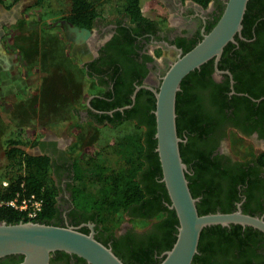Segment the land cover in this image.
<instances>
[{
    "label": "flooded vegetation",
    "instance_id": "obj_1",
    "mask_svg": "<svg viewBox=\"0 0 264 264\" xmlns=\"http://www.w3.org/2000/svg\"><path fill=\"white\" fill-rule=\"evenodd\" d=\"M154 1L164 9V15L152 17L142 11L145 19L131 20L126 15L110 20L98 17L92 27L87 28L91 31V36L85 42L86 47L73 49L72 56L84 68L87 77L94 79L103 88L89 96L91 98L83 114L90 116L89 110L103 112L92 107L90 101L93 98L111 101L127 96L131 98L132 106L136 100H132L134 93L136 98V94L141 92V104L148 102L150 93L155 97L153 89L158 88L162 75L179 53L178 49L184 51L202 38L219 19L227 0H210L205 6L195 0ZM236 35L238 38L230 41L229 51L224 55L222 52L217 67L213 60L209 73L205 74L208 83L224 89L227 101L213 120L209 132L198 138L197 153L203 152L204 156L198 180L201 187L213 189L217 203L215 211L224 210L222 207L229 208L226 212L241 208L244 213L264 218V163L261 158L264 153V70L257 82L250 83L255 95L245 90V87L237 89L234 73L229 66L231 62H236L235 52L241 48L240 40L250 41L253 38L245 39L241 34ZM2 39L3 31L0 27V45ZM74 51L83 52V59L79 60ZM157 51H161L159 55ZM2 52L0 49V61L4 57ZM90 70L96 73L89 75ZM242 80H246L245 76ZM246 81L249 82V79ZM104 90L111 91L110 98L101 95ZM209 94L210 87L201 91L203 105L206 107ZM115 109L111 110L112 113ZM209 109L213 110V107ZM187 138L185 135L184 142ZM245 140L249 143L243 145ZM246 144H250L253 149L246 150L243 147ZM43 153L51 157L55 169L64 170V178L60 184L63 201L58 199V216L52 219V223L73 226L85 233L92 231L98 240L105 241L112 250V242L115 241L124 262L132 256L150 264L164 256L167 249L163 245V239L168 231L159 226L160 219L156 214L149 218L135 219L125 214V221L119 226L102 231L93 213L74 205L70 186L74 181V162L67 159L64 151L52 140L46 141ZM154 179L157 181V200L160 199L162 204H159L166 206L163 190L158 186L162 181L157 174ZM161 194L163 196L159 198ZM165 216L164 213L163 218ZM221 227L228 234L238 233L248 239L241 243L233 236L220 242L210 231L206 235V242L211 246L206 264H264V232L251 225L239 223ZM80 258L75 254L57 250L51 253L49 264H89Z\"/></svg>",
    "mask_w": 264,
    "mask_h": 264
},
{
    "label": "trees",
    "instance_id": "obj_2",
    "mask_svg": "<svg viewBox=\"0 0 264 264\" xmlns=\"http://www.w3.org/2000/svg\"><path fill=\"white\" fill-rule=\"evenodd\" d=\"M195 1L205 6L210 0ZM108 3L114 6L111 7L112 15L106 18L104 8ZM121 15L129 16L131 20L145 19L142 14L140 0H71L70 10L62 19L77 27L91 28L94 20L98 17L110 20ZM242 24L241 35L245 39H253L250 41L240 40L241 48L235 52L236 62H231L229 67L234 73L237 89L245 87V90L254 94L253 85L250 83L257 82L264 70V0H248ZM235 38L237 39L238 36L236 35ZM55 42H58V40ZM197 42L185 48L183 52L188 51ZM230 45L229 42L224 47L223 55L229 51ZM44 52L43 50L42 53ZM212 62L213 59H210L202 64L200 68L186 75L176 96V126L178 135L182 139L180 153L183 161L187 164L186 177L192 195L199 197L196 205L200 214L215 212L214 209L217 203L212 193L213 189L206 186L201 187L198 180L199 172L203 168L204 156L202 155L203 152L197 153V141L201 135L203 136V134L209 132L213 120H215L217 114H220L221 107L227 101L226 94L223 92L224 89L218 88L214 84L212 86L211 83L206 81L205 74L209 73ZM79 69L80 71L75 70L76 76L80 78L82 74L86 75L83 67H79ZM71 72L73 71H69L70 76ZM94 73L96 72L93 70L88 71L89 75ZM244 76L246 80L249 79V82L242 80ZM111 77L113 78L112 75ZM207 87H210L208 107L203 105L204 99L201 96V91ZM140 93L136 94L135 103L130 108L124 111L115 110L112 114H109L108 111L130 104L131 98L125 96L114 98L111 101L93 98L90 101L92 107L103 111L102 113H95L89 110L90 116L97 119L98 122L105 121L109 124H118L125 120H132L135 122L136 127L143 125L145 130L138 139L133 141L136 156L127 157L124 165L111 168L107 164L95 162L90 165L89 175H86L83 169L77 163H74V181L70 184L72 200L76 207L96 216V221L101 226L102 231L115 227V225L105 224L106 219L115 215L129 214L135 219L137 217L149 218L156 214L160 219L159 226L168 231L166 238L163 239V245L168 250L176 239L178 218L175 210L169 209L170 199L163 182L158 183V186L163 190L162 194H164L167 205L162 206L160 205L162 204L161 200H157V181L154 176L157 174L158 179H161L162 170L158 153L155 150L156 121L153 112L155 97L150 93L151 96L148 98V102L141 104L139 102ZM101 95L110 98L111 91L104 90ZM209 107H213V110H210ZM185 135L188 137L186 142L183 140ZM5 151L8 160L7 168L16 171L10 173L7 187L0 191V220H5L8 223L32 220L58 225L51 222L52 219L58 216L55 196L57 185L49 171L52 165L51 157L46 153L27 152L24 150L23 144L14 139L7 140ZM261 158L264 163V153ZM154 183H156V186H154ZM203 185L205 184L203 183ZM32 194L42 201V210L36 217L29 218L26 210L8 203L11 199L20 201ZM162 194L159 195V198L163 196ZM222 209H224L222 212H226L229 208L222 207ZM164 213L166 216L163 218ZM117 222H119V219L114 223ZM210 231L217 236L216 240L220 239V242H224L233 236L241 243L248 239L238 233L237 235L233 232V234H228V231L219 224L204 227L200 234L198 249L193 257L192 264H206L208 254L211 251L210 243L206 242V235ZM103 243L106 244L105 241ZM112 247L115 254L120 257L118 245L115 244V241L112 242ZM22 258V255H8L0 258V264L15 263ZM162 258L150 264H158ZM127 262H129L128 264H149L132 256L125 263Z\"/></svg>",
    "mask_w": 264,
    "mask_h": 264
},
{
    "label": "rangeland",
    "instance_id": "obj_3",
    "mask_svg": "<svg viewBox=\"0 0 264 264\" xmlns=\"http://www.w3.org/2000/svg\"><path fill=\"white\" fill-rule=\"evenodd\" d=\"M70 4L71 0H0V21L4 20L0 22L4 54L0 61V191L16 171L7 168L8 139L21 142L31 153H43L46 141H55L86 175L95 162L117 168L137 154L133 141L143 134V125L136 127L132 120L98 123L83 114L88 97L103 88L87 75L79 78L75 74L80 65L72 51L86 43H77L62 19ZM113 6L108 3L104 8L106 18L112 15ZM140 6L147 16L165 14L154 0H140ZM74 53L83 59V52ZM69 71H73L71 76ZM243 147L253 149L250 144ZM49 171L57 185L56 201L62 202L64 170L55 169L52 163ZM123 221L125 215H115L105 224L119 226Z\"/></svg>",
    "mask_w": 264,
    "mask_h": 264
},
{
    "label": "water",
    "instance_id": "obj_4",
    "mask_svg": "<svg viewBox=\"0 0 264 264\" xmlns=\"http://www.w3.org/2000/svg\"><path fill=\"white\" fill-rule=\"evenodd\" d=\"M248 0H227L225 7L213 27L188 51L181 49L161 77L155 95L156 148L170 204L178 218L176 239L172 247L164 252L158 264H192L204 227L231 223L251 225L264 232V218L244 213L241 208L232 212H208L200 214L197 208L199 197H194L186 177L187 164L180 153L181 137L176 126V96L183 78L210 59L215 67L230 41L241 34L242 21ZM77 43L87 42L91 31L71 25ZM233 82V80H232ZM88 98L87 104H89ZM135 100V93L132 95ZM127 104L116 108L123 111ZM112 113V111H108ZM57 250L75 254L89 264H127L112 248L98 240L91 231L85 233L73 226L47 224L37 221L8 223L0 220V258L22 255V259L11 264H49L51 253Z\"/></svg>",
    "mask_w": 264,
    "mask_h": 264
},
{
    "label": "built area",
    "instance_id": "obj_5",
    "mask_svg": "<svg viewBox=\"0 0 264 264\" xmlns=\"http://www.w3.org/2000/svg\"><path fill=\"white\" fill-rule=\"evenodd\" d=\"M8 203L18 207L19 209L26 210L29 218L36 217L42 210V201L33 194L29 197L21 199L20 201L11 199Z\"/></svg>",
    "mask_w": 264,
    "mask_h": 264
}]
</instances>
